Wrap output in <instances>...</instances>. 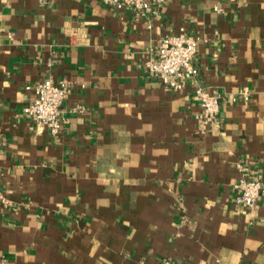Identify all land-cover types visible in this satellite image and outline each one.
I'll use <instances>...</instances> for the list:
<instances>
[{"label":"crops","instance_id":"obj_1","mask_svg":"<svg viewBox=\"0 0 264 264\" xmlns=\"http://www.w3.org/2000/svg\"><path fill=\"white\" fill-rule=\"evenodd\" d=\"M181 29L198 38L199 84L223 97L213 122L193 83L172 91L145 66ZM45 80L71 85L58 138L23 112ZM239 163L264 182V0H168L143 17L0 0L1 264H264V198L236 203Z\"/></svg>","mask_w":264,"mask_h":264},{"label":"built area","instance_id":"obj_2","mask_svg":"<svg viewBox=\"0 0 264 264\" xmlns=\"http://www.w3.org/2000/svg\"><path fill=\"white\" fill-rule=\"evenodd\" d=\"M107 5L123 10L130 8L137 17L157 14L159 7L168 0H103ZM221 10L217 9V12ZM152 25L148 23L150 29ZM198 38L188 35L183 29L176 35L163 37L157 49L156 57L146 62L145 66L150 75L154 76L167 89L182 91L186 82L195 85V93L200 101L202 118L213 122L219 114L222 95L213 93L199 84L200 71L196 65ZM34 99L24 107V114L39 127L49 129L54 138H58L63 131V105L67 100L71 85L67 80L53 83L45 80L34 87ZM249 93L241 90L233 98V102L248 101ZM242 173L239 182L234 186L237 195L236 203L251 209L260 198H264V182L247 178L249 167L243 163L237 165ZM10 201L0 191V206H9ZM1 264V262H0ZM161 264H172L163 261Z\"/></svg>","mask_w":264,"mask_h":264}]
</instances>
